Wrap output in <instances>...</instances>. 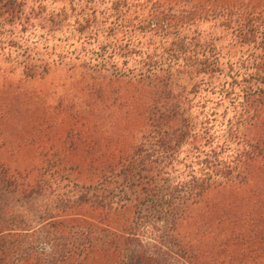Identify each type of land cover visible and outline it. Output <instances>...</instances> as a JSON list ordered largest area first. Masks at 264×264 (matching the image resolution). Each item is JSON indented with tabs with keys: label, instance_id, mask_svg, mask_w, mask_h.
<instances>
[{
	"label": "trees",
	"instance_id": "trees-1",
	"mask_svg": "<svg viewBox=\"0 0 264 264\" xmlns=\"http://www.w3.org/2000/svg\"><path fill=\"white\" fill-rule=\"evenodd\" d=\"M46 7L0 0V44L48 41L67 19ZM73 12L81 66L18 87L0 144V264H264V0ZM29 51L26 80L44 78Z\"/></svg>",
	"mask_w": 264,
	"mask_h": 264
},
{
	"label": "rangeland",
	"instance_id": "rangeland-1",
	"mask_svg": "<svg viewBox=\"0 0 264 264\" xmlns=\"http://www.w3.org/2000/svg\"><path fill=\"white\" fill-rule=\"evenodd\" d=\"M79 0H47V10L60 15L63 19L66 18V25L55 32L49 40L46 41L43 33H38L37 36L32 32L25 34L21 43L24 48L22 50L10 48L7 44H0V144L6 146H14L17 140L12 136L11 125L15 128V123L12 119L14 116V108L18 104V100L22 102L24 97L21 95L23 90H36V88H44L46 86L62 85L64 80L68 78L67 67L66 69L60 68L58 64L64 60V64L72 63L81 66V33H74L72 36L68 26L70 16L74 13V8ZM13 34L9 29L0 31V41H7ZM42 36L43 38H40ZM22 34L20 32L16 35V40L19 41ZM40 41L36 44V42ZM72 45V46H71ZM29 48V55L38 66L44 67L46 64L51 65L48 74H43L44 78H39L32 81H27L25 77V67L20 61L21 51ZM27 85V87L25 86ZM25 89L19 90L18 87ZM58 96L68 93L69 90L65 88L57 89ZM81 100V94L77 97ZM221 111H224L221 108ZM2 113L7 115V123L3 124L1 117ZM17 116V115H16ZM16 118V117H15ZM69 124V122L67 123ZM68 128V127H65ZM60 143V142H59ZM60 145V144H58Z\"/></svg>",
	"mask_w": 264,
	"mask_h": 264
}]
</instances>
